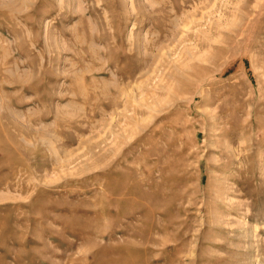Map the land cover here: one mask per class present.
Listing matches in <instances>:
<instances>
[{
  "label": "rangeland",
  "instance_id": "obj_1",
  "mask_svg": "<svg viewBox=\"0 0 264 264\" xmlns=\"http://www.w3.org/2000/svg\"><path fill=\"white\" fill-rule=\"evenodd\" d=\"M0 264H264V0H0Z\"/></svg>",
  "mask_w": 264,
  "mask_h": 264
}]
</instances>
